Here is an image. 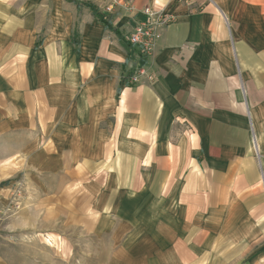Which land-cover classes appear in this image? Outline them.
Listing matches in <instances>:
<instances>
[{"label":"crops","instance_id":"obj_1","mask_svg":"<svg viewBox=\"0 0 264 264\" xmlns=\"http://www.w3.org/2000/svg\"><path fill=\"white\" fill-rule=\"evenodd\" d=\"M78 1L0 0V264H264V0Z\"/></svg>","mask_w":264,"mask_h":264},{"label":"built area","instance_id":"obj_2","mask_svg":"<svg viewBox=\"0 0 264 264\" xmlns=\"http://www.w3.org/2000/svg\"><path fill=\"white\" fill-rule=\"evenodd\" d=\"M127 9L132 10V5H127ZM146 19L139 21L128 34V39L132 45L138 49V65L133 73L126 78L128 85H133L141 81H152L155 78L151 69V62L156 54L159 39L162 35L161 27L168 26L174 16L165 8L154 10L149 6L144 8ZM23 188L19 184L14 190L10 209L18 208L21 203Z\"/></svg>","mask_w":264,"mask_h":264},{"label":"rangeland","instance_id":"obj_3","mask_svg":"<svg viewBox=\"0 0 264 264\" xmlns=\"http://www.w3.org/2000/svg\"><path fill=\"white\" fill-rule=\"evenodd\" d=\"M6 218L9 217H4L0 215V223ZM36 238H41L44 240V235L37 234ZM61 238L62 236H54L50 234L45 236V240L48 243L53 244V247L50 248L52 249L54 261L58 260L59 264H61V262H63V264L66 262H69V264H77V258L79 257V253L81 256H85L86 264H97V248L89 246L80 248L73 247L70 246L67 240H60ZM25 249L28 250L29 248Z\"/></svg>","mask_w":264,"mask_h":264},{"label":"trees","instance_id":"obj_4","mask_svg":"<svg viewBox=\"0 0 264 264\" xmlns=\"http://www.w3.org/2000/svg\"><path fill=\"white\" fill-rule=\"evenodd\" d=\"M77 2H80L78 0H76ZM84 5L90 7L93 12L95 13V15L99 18V20L106 25V27L110 28V29H114V30H117L115 27H113V24L111 23L110 19L105 15L103 14L99 8L93 4V3H90V2H84ZM76 41V39H75Z\"/></svg>","mask_w":264,"mask_h":264}]
</instances>
